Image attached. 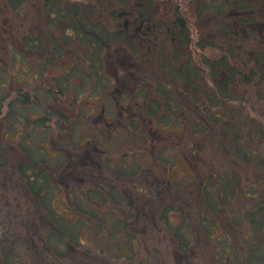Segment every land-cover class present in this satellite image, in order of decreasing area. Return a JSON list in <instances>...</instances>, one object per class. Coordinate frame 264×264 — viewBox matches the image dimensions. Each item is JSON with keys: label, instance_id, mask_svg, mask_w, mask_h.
I'll return each instance as SVG.
<instances>
[{"label": "trees", "instance_id": "1", "mask_svg": "<svg viewBox=\"0 0 264 264\" xmlns=\"http://www.w3.org/2000/svg\"><path fill=\"white\" fill-rule=\"evenodd\" d=\"M3 1L7 3L1 5L0 9L5 10L6 6L18 8L17 3L24 0ZM43 1L46 24L40 29L36 28L37 25H31L27 34L22 36L24 46L34 53L35 61L29 66H13L16 56L23 61L31 60L25 50L13 43L6 44L12 54L11 66L7 62L5 66L0 63V152H8V147L5 146L7 143L24 156L23 160H14L9 169L8 156L4 154L0 156V168L6 167L12 176L19 177V182L24 187L20 190H31L29 192L38 199L39 206L46 214L51 215L53 231L46 241L40 245L33 244L30 249L40 250L39 255H43L41 258L46 260V264H62L61 258L64 255L83 249L78 232L84 226L92 229L99 236L98 239L105 236L106 241L112 244L126 230L128 221L121 218V213H116L113 208L103 212L107 203L113 202L122 208L120 187L114 184L109 185L110 188L106 187L101 177L95 179L94 185L79 188L77 183L80 185L78 177L81 174L78 175L77 171L85 168L84 183L94 180L89 173L97 176L98 173L90 169L96 165V171L98 170L97 158L91 159L88 151L83 154L80 149L84 145L79 140L75 143L66 142L64 139L68 138V132L61 134L64 124L69 123L75 129L79 122L88 120L95 105L89 107L86 104L93 102L99 95L104 99L102 104L109 106L112 118L119 112L150 120L156 127L162 126L163 139L159 142L164 145L160 150L153 149L155 144H151L150 150H154V155L150 153V156L166 164L168 169L173 164V159L166 155V149L172 146L164 132L181 125L193 131L212 126L224 132L223 138L229 140V143L218 141L217 150L234 160L238 157L243 165H255L257 173L253 172L248 176V185L243 187L238 178L235 181L228 170H223L219 178H216V185H211L213 179L210 177L207 179V187L201 188L213 211L219 208L218 202L214 200L215 196H219L226 201L229 212L233 211V206H239L240 215L253 225L250 237L244 238L243 254L237 255L233 245H229L231 254L221 255L220 258L233 259V264H264V192L261 191L264 185V121L253 118L244 105L247 100H258L264 108V37L258 36L262 31L264 18L259 22L256 18L238 15V20L232 17L233 22H230L227 17L221 18L223 13L213 11L218 15V29L215 30L217 35L202 39L203 37H195L198 27L190 23V15L179 11L176 5L166 9L160 19L155 18L154 9H159L160 0ZM238 1L224 0V5L229 9L250 8ZM214 2L212 0L208 5L214 6ZM203 6L206 10L205 4ZM202 12L200 8L198 13ZM1 21L0 31L2 25L9 22ZM11 29L10 26L8 30L11 32ZM123 46L128 51L126 55L113 59L111 48ZM207 49H221L223 52L212 53L207 52ZM67 51L76 53L77 64L68 66L63 73L49 75L50 66H57L59 58H63ZM142 58L151 59L155 65L149 71L144 68L136 70L140 78H124L121 75L124 72L116 68L129 66L126 62L130 60L136 69ZM142 78L151 80L145 84L138 82ZM68 94H71L69 96L73 100L60 105V98ZM54 116L60 120H56L57 128L53 130L51 121ZM128 121H124L128 130L137 128L134 119ZM93 135L94 140H87L90 146L101 142L102 135L99 132ZM206 148L208 157L204 159L208 160L212 157V150L209 145ZM52 150L54 153H51ZM132 156L134 157L128 163L130 175L127 169L126 174H122L127 178L115 173L118 180L126 181L136 177L135 174L140 170V163L135 160L137 150ZM110 158L113 155H106V159ZM129 158L128 154L122 153V164H126ZM69 166L74 171L69 170ZM57 179H60L62 185H56ZM145 183L144 180L141 182L146 189ZM248 188L249 192H245ZM59 193L66 194L69 201L67 210L76 212L75 219H69L57 210L52 213L54 196H59ZM135 195L141 197L139 194ZM244 196H247V202L240 199L245 198ZM67 200L61 204L68 202ZM85 217L92 223L85 220ZM164 217L166 218L165 215ZM95 219L102 224L94 227ZM206 219L204 214L201 215V220L205 222ZM230 220L241 224L240 218L235 215ZM27 225H20V229ZM22 233L23 229L12 230L10 227H6V232H0V264H34L25 261L18 250L17 242L23 244V241L17 238ZM185 237L188 238L186 235ZM209 237L212 238L211 235ZM120 243L125 246L122 260L133 262L132 255L136 252L133 237ZM189 243V240L179 239L182 252L188 250ZM42 246L47 247L45 252ZM100 249L104 251V248ZM146 258L145 255L144 260ZM50 259H53L52 263ZM141 261L143 259L138 264Z\"/></svg>", "mask_w": 264, "mask_h": 264}, {"label": "rangeland", "instance_id": "2", "mask_svg": "<svg viewBox=\"0 0 264 264\" xmlns=\"http://www.w3.org/2000/svg\"><path fill=\"white\" fill-rule=\"evenodd\" d=\"M211 1L160 0L161 6L158 4L159 9H154V15L155 18L160 19L162 17L161 14L164 15L166 9L168 10L176 5L179 7V11L182 10L185 15H190V23L198 27L195 30V37H203L202 39H207V36L217 35V31L215 30L218 29V26H216L218 15L213 11L223 13L222 15L219 14L221 18L223 16L224 18L227 17L230 22H233L232 17H234V20H238V15H243L246 18L253 17L258 21L260 20L259 22L264 18V0H239L240 4H247L250 7L241 8L242 10L240 8L235 9L237 7L229 9V7L224 5V0H215L214 6H210L208 3H211ZM6 3L7 1L0 0V6ZM17 4L18 8L6 6L5 10L0 9V22H2L1 20H4V22L6 20L9 21L7 25H2L3 28L0 31V63H3L4 66L6 62L11 66L12 54L8 48H2L3 44L14 43L21 50H25V53L31 59L30 61H23L16 56L13 66L23 67L33 63L35 61L34 53L24 46L22 36L27 34L31 25H37L36 28L40 29L46 24V10L43 0H24ZM204 4L206 10L203 8ZM209 6L211 10H209ZM200 8L203 10L201 14L198 13ZM10 26L12 28L11 32L8 30ZM261 27L262 31L258 33L259 38L264 37V24ZM237 35L241 36L239 33ZM237 42L239 43V38ZM111 49L110 54L113 59L122 58V55H126L128 52L124 46L118 48L112 47ZM206 51L212 53L223 52L221 49L219 51L217 49H207ZM64 55L63 58H59V62L57 61V66H50L49 75L63 73L68 66L77 64L75 62L77 60L76 53L67 51ZM133 63L135 62L133 61ZM126 64L129 66H116V68L123 71L122 77L129 80L140 78V74L136 70L144 68L149 71L155 65L149 58L140 59L137 64L140 66L136 69L130 60H127ZM150 80L151 78L147 80L142 78L138 82L145 84ZM144 88L146 89L147 87L144 86ZM111 90L112 85L109 89L110 93ZM69 95L71 94L62 99L60 98L58 103L62 106L68 104V101L73 100L72 96ZM115 95L117 96V93ZM97 96L98 98H95L93 102L86 104L89 107L95 105V110L90 112L88 120L79 122L75 129L69 123L64 124L65 127L61 129V134L68 132V138L64 139L66 142L75 143L79 140L84 145L81 146L80 151L83 154L88 151L91 154V159L97 158L96 164L98 170L96 171V165L90 168L92 172L98 173L97 176L89 173L90 178L94 180L84 183L86 174L83 167L84 170L77 171L78 175L81 174L78 177L80 182V185L77 183L78 187L85 188L88 184L94 185L96 183L95 179L101 177V180L107 185L106 187L110 188L111 186L109 185L111 184L119 186V193L123 196L122 208L113 202L107 203L103 208V212L106 209L113 208L116 213L123 215L121 217L123 220L127 219L128 224L125 227L126 230L117 236L115 244L107 242L105 236L98 239L99 236H96L92 229L84 226L78 232L83 249H76L75 252L64 255L61 258V263L138 264L139 260L143 259L140 264H233V259H221L220 256L231 254L229 252V245H233L237 255L241 256L244 251L242 248L245 241L244 238L250 237L253 225L240 215L241 210L239 206L237 208L233 206V211L229 212L226 209V201L221 200L219 196L214 197V200L218 202L217 206L219 208L213 211L210 207L211 205L209 206L207 203L201 188L203 186L204 188L207 187V179L210 177L213 179L211 180L213 182L211 185H216V178H219V174L223 170H228L232 178L235 181L238 178L239 183L242 182L241 186L245 187L248 185V176L253 172L257 173L255 165H243V162L238 161V157L234 160L233 157H226L225 153L218 151L216 148L218 141L224 140L229 143V140L223 138L224 132L218 131L217 127L210 126L193 131L191 128L181 125L177 128L172 127L169 132H164L165 138L170 142V146H172L166 149V155H170V158L173 159V164L168 169L166 164L150 156V153L154 155L153 149L159 148L161 150L164 145L162 142H159L163 139L162 131L164 130L162 126L156 127L150 120L138 118L137 115H123L119 112L115 115V118H112L109 106L102 104V101H104L103 97ZM244 105L246 110L250 111L249 113L253 118L264 121V108L258 100H247ZM32 115L34 116L35 114ZM57 119L59 118L55 116L52 118L51 124L53 130L57 128ZM131 119L136 121L137 128L128 130L124 121H131ZM68 129L70 130L68 131ZM97 132L102 135L101 142L98 141L91 146L88 145L87 140H94L95 136L93 134ZM151 144H155L152 150H150ZM206 145L211 146L212 150V157L208 160L204 159L208 157ZM5 146L8 147V152H0V156L4 154L8 156L7 162H9L8 168L10 169L14 160H23L24 156L18 150H13L12 145L6 143ZM58 147H60V143ZM135 150H137V158L135 160L139 161L140 166L138 167L140 170L135 174L136 177L134 179H127L126 181L118 180L115 173H119L120 176L127 178L122 175L126 174L127 169L130 175L128 163L134 157L132 155ZM51 153H54V150ZM122 153L128 154V157H131L126 164H122ZM77 154H80V152ZM106 155H113V158L106 159ZM8 168H0V232H6V227H10L12 230L23 229V233L17 238L22 239L23 244L16 242L19 247L18 250L26 259L25 261L34 264H46V260L41 258L43 255H39L40 250L30 249V246L42 244L46 241L49 233L53 231L50 221L51 215L46 214L45 210L39 206L38 199L30 194L29 191L31 190H20V188H24L19 182L20 178L12 176ZM132 168L134 169L133 163ZM69 170L74 171V168L69 166ZM143 180L146 182V189L141 184ZM178 181H181V183H178ZM56 185H62L60 179H57ZM261 185L263 184L261 183ZM249 190L248 188L245 192H249ZM157 191L160 192L155 194ZM261 191L264 192V185L261 187ZM135 194H139L141 197L138 198ZM244 197L240 199L247 202V196ZM66 200L65 193H59V196L56 194L52 204L54 208L51 207L52 213L57 210L69 219H75L77 216L76 212L74 210H67L69 201L67 200L68 202L61 204L62 201ZM219 201H221V204ZM98 211L101 213V210ZM139 211H141V214H138ZM203 214L207 218L205 222L201 220V215ZM233 215L240 218L239 222L241 224L229 221V218ZM95 218L99 219L98 216ZM96 219L93 221L94 227L102 224V222L98 223L99 220ZM85 220L92 223L87 217H85ZM23 224L28 225L24 226L25 229L23 227L20 229V225ZM210 235L213 239L209 237ZM262 235L264 238V227ZM130 236L133 237L136 243V252L132 255L134 261L127 263L122 260L125 246L120 241ZM180 238L190 241V247L185 252H182L179 247ZM101 247L104 248V251L100 249ZM46 248L42 246L43 252H45ZM218 251H220V254ZM48 255L51 256L49 251ZM52 255L55 257L53 253ZM145 255L147 256L146 260H144ZM183 255H186V257H183ZM49 256L46 257L49 259ZM52 260L50 259V263H52ZM54 260L56 262L59 261L57 259Z\"/></svg>", "mask_w": 264, "mask_h": 264}]
</instances>
